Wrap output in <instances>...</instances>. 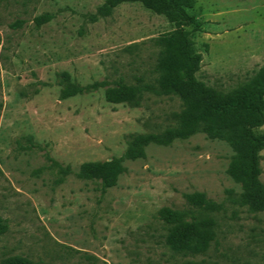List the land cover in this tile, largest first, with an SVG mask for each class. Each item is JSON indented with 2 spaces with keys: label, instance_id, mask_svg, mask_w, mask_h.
I'll list each match as a JSON object with an SVG mask.
<instances>
[{
  "label": "rangeland",
  "instance_id": "374dc122",
  "mask_svg": "<svg viewBox=\"0 0 264 264\" xmlns=\"http://www.w3.org/2000/svg\"><path fill=\"white\" fill-rule=\"evenodd\" d=\"M103 3L0 0V264L14 255L33 264H264V210L242 201L226 142L196 132L125 156L133 136L160 135L182 109L158 90L151 41L173 24L138 1L109 12ZM190 13L197 79L219 93L249 82L264 65V0H195ZM120 79L141 86L137 105L106 100ZM100 81L61 95L65 84ZM116 157L126 170L105 190L78 175L85 161ZM260 166L264 184V148ZM189 193L212 206L192 204ZM163 207L186 221L212 218L215 240L204 252L171 250Z\"/></svg>",
  "mask_w": 264,
  "mask_h": 264
},
{
  "label": "trees",
  "instance_id": "16d2710c",
  "mask_svg": "<svg viewBox=\"0 0 264 264\" xmlns=\"http://www.w3.org/2000/svg\"><path fill=\"white\" fill-rule=\"evenodd\" d=\"M126 1H138L145 8L164 15L173 29L151 39L158 49L155 69L157 86L162 93L177 95L182 109L173 113L174 125L160 135H135L129 141L125 156L135 158L143 154V148L152 141L170 143L176 138H186L203 132L211 139L226 142L233 151L227 173L242 188V201L252 210H264V184L260 179V151L264 148V133L256 131L264 124V65L247 83L228 92L219 93L196 77L202 59L195 48L192 31L186 29L194 24L190 13L195 0H104L102 10L109 12L114 6ZM47 15L36 18L48 20ZM207 47V45H206ZM105 85V81L90 85L65 84L63 97ZM141 86L120 79L105 88L109 102L139 103ZM60 169L59 163L51 159ZM69 170V167H65ZM126 170L122 157L104 161H85L79 165L78 175L100 182L102 190L115 185L118 176ZM186 198L192 204L209 208L212 203L203 193H189ZM159 215L167 223L166 245L178 253L204 252L216 238L215 221L210 217L183 220L178 211L163 207ZM7 229L0 217V234ZM1 264H33L21 255L5 258Z\"/></svg>",
  "mask_w": 264,
  "mask_h": 264
}]
</instances>
